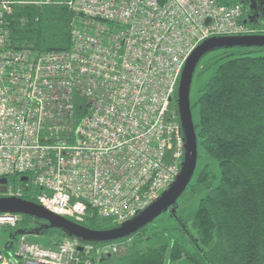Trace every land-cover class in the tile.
I'll list each match as a JSON object with an SVG mask.
<instances>
[{
    "label": "built area",
    "instance_id": "built-area-1",
    "mask_svg": "<svg viewBox=\"0 0 264 264\" xmlns=\"http://www.w3.org/2000/svg\"><path fill=\"white\" fill-rule=\"evenodd\" d=\"M65 4L75 16L71 49L41 53L12 48L13 2L0 0V180L7 197L21 198L19 179L54 215L120 226L181 172L185 137L173 102L188 58L210 39L254 31L241 6L220 0ZM21 222L0 214V231ZM79 247L45 248L22 235L0 264H89L92 247Z\"/></svg>",
    "mask_w": 264,
    "mask_h": 264
},
{
    "label": "trees",
    "instance_id": "trees-1",
    "mask_svg": "<svg viewBox=\"0 0 264 264\" xmlns=\"http://www.w3.org/2000/svg\"><path fill=\"white\" fill-rule=\"evenodd\" d=\"M11 1L12 13L7 22L13 49L41 53L71 49L70 30L75 16L65 0ZM256 1L264 6V0ZM220 2L241 6L245 11L253 0ZM263 30L264 25L260 35H264ZM259 50L240 49L238 55L224 53L196 104L200 109V121L194 123L198 149L201 146L217 164L220 178L206 165L182 195L206 194L193 215L191 229L196 236H190L188 241L192 248L173 236V232L184 228L161 230L154 221L122 240L87 243L95 250L109 249L104 260L93 252L91 264H264V56L253 55ZM176 99L177 95L173 108ZM24 190L22 199L38 204L26 194L31 190ZM178 208L177 204L173 210ZM21 217L16 229H4L10 233L4 243L0 242V253L5 256H14L21 232L27 237H46L49 247L45 248L50 249L68 237L61 230H46L44 221ZM77 224L93 231L119 227L99 218ZM55 234L59 239L53 238Z\"/></svg>",
    "mask_w": 264,
    "mask_h": 264
},
{
    "label": "water",
    "instance_id": "water-1",
    "mask_svg": "<svg viewBox=\"0 0 264 264\" xmlns=\"http://www.w3.org/2000/svg\"><path fill=\"white\" fill-rule=\"evenodd\" d=\"M233 49H264V35L213 38L202 43L185 63L178 90L177 108L185 137V157L182 169L172 186L160 198L136 218L108 231H93L69 219L54 215L42 206L18 197H0V214H15L44 221L46 230H61L82 243H108L125 239L136 234L148 224L154 222L162 213L175 207L178 200L191 184L198 163L199 149L196 128L191 105V87L193 78L201 60L209 53ZM26 179L22 178L24 182ZM8 180H0V196L7 193ZM39 230L36 231L39 234ZM24 233L21 232V235ZM33 234V233H30ZM79 252L83 247L78 248Z\"/></svg>",
    "mask_w": 264,
    "mask_h": 264
},
{
    "label": "rangeland",
    "instance_id": "rangeland-1",
    "mask_svg": "<svg viewBox=\"0 0 264 264\" xmlns=\"http://www.w3.org/2000/svg\"><path fill=\"white\" fill-rule=\"evenodd\" d=\"M264 31V30H263ZM253 52H255V49H252ZM231 53L234 55H238L240 53V49H233L229 51L221 50V51H216L209 53L207 56H205L200 64L198 65L193 82H192V87H191V105H192V113H193V120L195 124H198L200 121V109L196 105L198 102V99L200 97L201 91L205 88V86L211 81L213 76L215 75L219 64H215L219 58L224 55V53ZM253 55H263L264 56V49H261L257 52V54ZM177 101V99H176ZM177 103V102H176ZM175 103L176 106H174L175 110H178V106ZM199 160L197 163L196 167V172H195V177L199 175V173L204 169L206 165H209L211 167V170L214 174L215 177L220 178V171L217 166V164L208 156L205 155L202 147L200 146L199 148ZM11 183V182H10ZM17 190H20L23 194L25 192V188L21 186V183H19V179H17V185H16ZM15 190V192H17ZM26 194L30 195L32 198L37 194V192L34 189H31V191L26 192ZM206 194L203 192L194 196V195H186L184 197H181L178 200V205H180V208H178L177 211H174L173 208L167 210L166 212L162 213L155 221H156V226L161 229V230H169L173 231L179 228H184L181 232L174 233L173 236L178 239L183 245H187L190 249L192 248L191 245L188 244L189 237L190 236H196L195 232L191 229V224L193 220V215L197 211L198 205L201 201L202 198H204ZM41 225V224H39ZM10 233L6 231H0V242L4 243L7 238L9 237ZM68 235V234H67ZM20 240L19 242L16 243V250H19L20 248V242L22 236H19ZM53 238L59 239V236L55 234ZM65 241H73L77 242L74 237H71L68 235V237H65ZM27 240L31 242H35L43 247H49L48 240L46 237H27ZM4 245V244H3ZM80 245V244H79ZM82 247V245H80ZM109 250V249H108ZM108 250H95L92 247V250L89 251L87 250L85 256L88 254V251L90 254L88 256H92L93 252H96L98 256V259L104 260V256L107 255ZM112 250V248H111ZM110 250V251H111ZM106 251V252H105ZM101 252V253H100ZM86 263V262H85ZM89 264H91L89 260ZM103 264V263H102Z\"/></svg>",
    "mask_w": 264,
    "mask_h": 264
},
{
    "label": "flooded vegetation",
    "instance_id": "flooded-vegetation-1",
    "mask_svg": "<svg viewBox=\"0 0 264 264\" xmlns=\"http://www.w3.org/2000/svg\"><path fill=\"white\" fill-rule=\"evenodd\" d=\"M263 3H259V1L253 0L252 5L248 10L243 9L244 18L247 23V26L249 29L253 30L252 35H260L261 27L264 25V6H262ZM29 188V190L32 189L29 185L25 187V189ZM24 193L22 194L21 198H23ZM0 197H7V196H0ZM33 199V198H32ZM80 245L86 246L85 243H82L80 241H77Z\"/></svg>",
    "mask_w": 264,
    "mask_h": 264
},
{
    "label": "crops",
    "instance_id": "crops-1",
    "mask_svg": "<svg viewBox=\"0 0 264 264\" xmlns=\"http://www.w3.org/2000/svg\"><path fill=\"white\" fill-rule=\"evenodd\" d=\"M5 196V195H4Z\"/></svg>",
    "mask_w": 264,
    "mask_h": 264
}]
</instances>
